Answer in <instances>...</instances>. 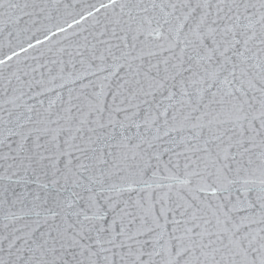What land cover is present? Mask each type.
I'll list each match as a JSON object with an SVG mask.
<instances>
[{"label": "snow or ice", "instance_id": "6c2138e0", "mask_svg": "<svg viewBox=\"0 0 264 264\" xmlns=\"http://www.w3.org/2000/svg\"><path fill=\"white\" fill-rule=\"evenodd\" d=\"M0 264H264V0H0Z\"/></svg>", "mask_w": 264, "mask_h": 264}]
</instances>
